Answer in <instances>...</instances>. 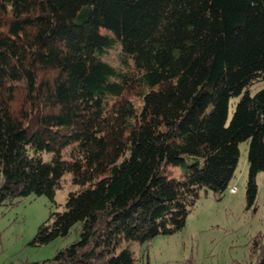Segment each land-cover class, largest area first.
Segmentation results:
<instances>
[{
    "label": "trees",
    "instance_id": "obj_1",
    "mask_svg": "<svg viewBox=\"0 0 264 264\" xmlns=\"http://www.w3.org/2000/svg\"><path fill=\"white\" fill-rule=\"evenodd\" d=\"M116 43L125 70L102 57ZM244 139L251 202L264 0H0V204L53 195L65 173L78 185L32 242L78 237L26 264H132L126 240L182 228L201 188L227 189ZM250 249L239 264H264L262 230Z\"/></svg>",
    "mask_w": 264,
    "mask_h": 264
},
{
    "label": "rangeland",
    "instance_id": "obj_2",
    "mask_svg": "<svg viewBox=\"0 0 264 264\" xmlns=\"http://www.w3.org/2000/svg\"><path fill=\"white\" fill-rule=\"evenodd\" d=\"M101 31L107 32L104 28ZM102 57L121 70L132 64V59L121 52L119 43ZM237 100V95L231 96L228 120ZM248 146V139L238 144V162L227 189L217 194L201 188L182 228L157 234L149 241H125L136 256L132 264H239L250 259V238L259 230L264 232V170L257 174L256 195L248 202ZM195 159L186 155L188 162ZM170 169L174 174L180 172L178 167ZM232 185L237 186L234 192L230 191ZM77 189L70 174L65 173L53 195L32 193L0 204V264H26L52 258L58 247L77 238L78 226L74 224L66 236L43 244L32 242L39 224L50 220L52 212L62 210L68 193Z\"/></svg>",
    "mask_w": 264,
    "mask_h": 264
},
{
    "label": "built area",
    "instance_id": "obj_3",
    "mask_svg": "<svg viewBox=\"0 0 264 264\" xmlns=\"http://www.w3.org/2000/svg\"><path fill=\"white\" fill-rule=\"evenodd\" d=\"M236 189H237V186L236 185L230 186V191L234 192V191H236Z\"/></svg>",
    "mask_w": 264,
    "mask_h": 264
}]
</instances>
